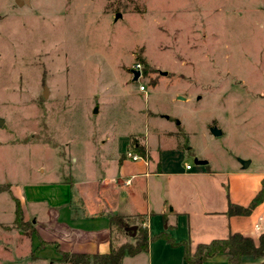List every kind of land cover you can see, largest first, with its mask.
<instances>
[{"label":"rangeland","instance_id":"obj_1","mask_svg":"<svg viewBox=\"0 0 264 264\" xmlns=\"http://www.w3.org/2000/svg\"><path fill=\"white\" fill-rule=\"evenodd\" d=\"M0 117V264H49L13 183L78 178L147 137L169 169H264V0H0Z\"/></svg>","mask_w":264,"mask_h":264},{"label":"crops","instance_id":"obj_2","mask_svg":"<svg viewBox=\"0 0 264 264\" xmlns=\"http://www.w3.org/2000/svg\"><path fill=\"white\" fill-rule=\"evenodd\" d=\"M180 98V96H178ZM178 122L171 143L178 147L185 134ZM167 133V132H166ZM166 133L163 138L167 137ZM146 153L133 161L125 158L132 148L130 139L124 150L98 163V170L70 174L42 182H30L23 187L13 183L11 190L18 198L24 218L32 220L34 235L39 244L29 250L32 260L46 259L49 264H68L63 253L99 254L125 242H134V235L126 236L110 219L111 214L128 217L142 215L141 223L150 235L169 233L177 241L187 240L195 250L200 243L228 238L240 233L251 236L257 244L264 234L263 199L248 213H230L231 203L243 207L251 205L257 194L264 193V169L246 170L239 162L233 170L214 167L207 161L191 169H169L164 161L161 145L153 149L150 138L143 141ZM179 148V147H178ZM180 149V148H179ZM145 154V155H144ZM126 179H131L125 184ZM136 224H140L135 220ZM51 252L49 255L47 252ZM229 252L205 256V264H227ZM88 264H96L90 262ZM122 264H188L181 245L172 246L166 239L150 241L149 248L131 255L126 253ZM238 264H264V254H245Z\"/></svg>","mask_w":264,"mask_h":264},{"label":"trees","instance_id":"obj_3","mask_svg":"<svg viewBox=\"0 0 264 264\" xmlns=\"http://www.w3.org/2000/svg\"><path fill=\"white\" fill-rule=\"evenodd\" d=\"M134 149L139 152H144V149L135 145ZM263 190L260 191L248 207L235 205L233 203L229 206L230 213H248L263 199ZM16 201V220L24 221V213L21 203L18 198ZM111 222L118 227L126 226L124 216L121 214H111ZM157 238L166 239L172 246L181 245L184 248V258L188 264H205V256H213L220 252H229L231 258L227 264H238L240 258L245 254H252L254 256H261L264 254V234L260 237V243L257 244L251 236H246L240 233L231 234L228 238L214 239L209 243H200L195 250L192 249L187 240L177 241L169 233L160 232L150 235L146 227H139L138 233L134 235V242H126L119 246L112 247L107 253L99 254H76L63 253L62 260L68 264H88L94 262L96 264H122L126 253L134 255L141 251H146L149 248L150 241Z\"/></svg>","mask_w":264,"mask_h":264},{"label":"built area","instance_id":"obj_4","mask_svg":"<svg viewBox=\"0 0 264 264\" xmlns=\"http://www.w3.org/2000/svg\"><path fill=\"white\" fill-rule=\"evenodd\" d=\"M131 70H132V72H133V70H140V72H141L140 73V77L142 76L143 70H142V64L140 62H137V63L133 64ZM140 89L141 90H145V85L144 84H141L140 85ZM125 158L126 159H130V160H133V161H137V160L142 159L143 158V155L140 154L139 152H137L134 148H130V149H128L125 152ZM186 168L187 169H191L192 166L190 164H187L186 165ZM130 182H131V179H126L125 180V184H129Z\"/></svg>","mask_w":264,"mask_h":264},{"label":"water","instance_id":"obj_5","mask_svg":"<svg viewBox=\"0 0 264 264\" xmlns=\"http://www.w3.org/2000/svg\"><path fill=\"white\" fill-rule=\"evenodd\" d=\"M18 4H23L25 1L28 2V0H16ZM120 14H118L117 16H119ZM140 70H133V79L134 80H138L139 77H140ZM47 92L48 90L45 89V92H44V95L46 96L47 95ZM180 98H183L182 96H180ZM4 119L2 117H0V125H3L4 123ZM212 132L215 134V135H219L222 133V130L219 129L217 126H214L212 128ZM240 162L242 163L243 167H247L248 164L250 163V161L248 159H242V158H239ZM196 162L198 164H206L207 163V160H198L196 159Z\"/></svg>","mask_w":264,"mask_h":264}]
</instances>
